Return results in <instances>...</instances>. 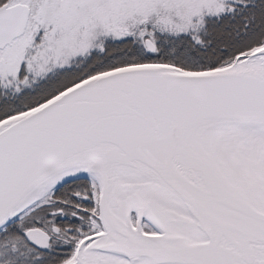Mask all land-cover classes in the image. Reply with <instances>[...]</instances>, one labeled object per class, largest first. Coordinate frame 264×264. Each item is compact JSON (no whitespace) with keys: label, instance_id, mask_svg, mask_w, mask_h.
<instances>
[{"label":"snow or ice","instance_id":"snow-or-ice-1","mask_svg":"<svg viewBox=\"0 0 264 264\" xmlns=\"http://www.w3.org/2000/svg\"><path fill=\"white\" fill-rule=\"evenodd\" d=\"M0 264H264V0H0Z\"/></svg>","mask_w":264,"mask_h":264}]
</instances>
